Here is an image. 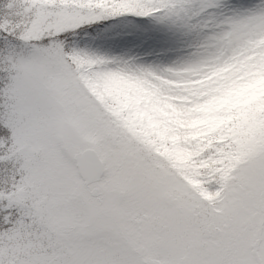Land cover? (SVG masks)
I'll return each mask as SVG.
<instances>
[{
  "label": "snow or ice",
  "instance_id": "obj_1",
  "mask_svg": "<svg viewBox=\"0 0 264 264\" xmlns=\"http://www.w3.org/2000/svg\"><path fill=\"white\" fill-rule=\"evenodd\" d=\"M184 7L0 0V264H264V95L223 102L264 78V2L166 74L63 43Z\"/></svg>",
  "mask_w": 264,
  "mask_h": 264
},
{
  "label": "rangeland",
  "instance_id": "obj_2",
  "mask_svg": "<svg viewBox=\"0 0 264 264\" xmlns=\"http://www.w3.org/2000/svg\"><path fill=\"white\" fill-rule=\"evenodd\" d=\"M184 2L179 14L103 16L83 23L66 35L65 49L102 58L108 62L105 65L108 68L147 69L166 74L167 69L180 70L211 58L229 22L248 15L264 0ZM139 87L135 83L127 85L133 93ZM123 94L127 99L128 92ZM260 95H264V78L230 92L223 102L245 105Z\"/></svg>",
  "mask_w": 264,
  "mask_h": 264
},
{
  "label": "water",
  "instance_id": "obj_3",
  "mask_svg": "<svg viewBox=\"0 0 264 264\" xmlns=\"http://www.w3.org/2000/svg\"><path fill=\"white\" fill-rule=\"evenodd\" d=\"M82 159H83L84 164L86 163L85 166L88 165V164L90 163V158H89L87 155H86V156L84 155V156L82 157ZM87 159H89V160H87Z\"/></svg>",
  "mask_w": 264,
  "mask_h": 264
}]
</instances>
